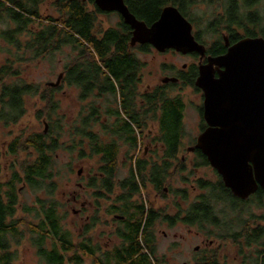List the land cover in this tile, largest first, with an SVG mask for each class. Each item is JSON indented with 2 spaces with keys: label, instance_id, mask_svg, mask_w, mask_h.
<instances>
[{
  "label": "trees",
  "instance_id": "1",
  "mask_svg": "<svg viewBox=\"0 0 264 264\" xmlns=\"http://www.w3.org/2000/svg\"><path fill=\"white\" fill-rule=\"evenodd\" d=\"M130 13L136 20L146 26L154 23L165 6H174L186 18V9L191 5L187 0H123ZM260 0H227L221 14L213 17L208 27L211 32L219 29L229 34L231 45L242 38L262 37L264 39V24L254 7ZM43 0H0V22L14 24L13 29L0 32L4 41L20 51L21 45L29 55L30 60L38 59L64 47H69L73 57L63 66L62 81L65 85L78 90L79 100H91L88 115L81 113L78 125H72L75 134L79 137V158L84 155L83 144L88 145L90 156L99 157L98 174L88 182V187L94 189L97 198H104L106 194L112 195L116 187L121 189L117 202L119 207L113 205L114 210L122 219L118 220L119 227L115 235L119 245L108 250L93 247L90 238L82 239L76 243L71 240L68 231L63 229L64 213L59 214L56 202L53 199L37 200L38 209L35 210L37 223L29 230L34 234V244L37 254L46 264H82V256L90 259V264H157L154 237L151 231L154 223L163 213L155 211L150 203L136 201L134 197L141 196L147 184L155 192L162 193L164 185L170 178V169L177 164L182 170L184 162L178 159L183 140V110L184 102L179 95L169 96V91L175 84H160L151 92L140 94L141 104H136L137 90L136 73L141 69V63L130 51L131 30L122 18L116 27L102 29L98 26L96 16L109 14L100 11L94 0L54 2L57 16L41 17L39 6ZM88 5L92 6L90 11ZM189 21V20H188ZM190 22V21H189ZM37 23L39 28L31 27ZM263 24V25H262ZM258 29V32H255ZM243 31V35L237 33ZM27 33V40H18L21 32ZM200 37V33H196ZM220 39V38H219ZM202 41V40H197ZM137 49L148 53L151 47L148 44L140 45ZM213 55L224 54L222 42H215L209 51ZM19 57L16 61H23ZM17 70L8 64L0 66V122L4 125L16 123L25 111L24 96L39 95V88L28 83H5V79L16 75ZM141 74V73H140ZM197 67L192 65L185 74L182 87H192L197 76ZM142 80H140L141 82ZM58 89V88H57ZM54 88H45L41 93V100L46 104L42 112L51 121V114L57 105L53 99ZM115 103V104H113ZM110 117H117L110 130L117 140L105 141L93 131L98 127L104 130L101 123V113L106 105ZM86 105V106H85ZM83 109L87 107V104ZM152 119L157 122L158 135L154 138L164 147L163 154L157 162L140 159L133 152H137L139 137L147 126L146 121ZM52 122V121H51ZM71 132V131H70ZM65 133L60 121L50 124L46 133H33L24 139L16 138L7 147V152L16 155L19 151L33 152L35 159L25 164L21 163L20 172L12 171L10 177L0 182V264H14V252L11 250L13 242L21 237L19 230L20 220L15 218L18 206V186L27 185L35 189H43L49 196H53L56 189L55 173L53 172V159L61 147V136ZM67 133V132H66ZM117 135V136H116ZM69 141L75 142L74 135L68 132ZM126 146L125 156L133 162L129 167L126 178L116 182L119 152ZM74 149V146L69 147ZM135 159V160H134ZM197 165L209 166L206 158L198 153ZM184 171V169H183ZM1 173V168H0ZM217 180L211 183L207 180L197 179L196 188L206 192L201 193L188 205L186 210L179 209L172 218H164L171 226L181 222L188 226H198L207 231L208 235H216V229L221 230L217 238L231 241L240 246L244 242L246 247L252 243L257 244L264 236V227L256 224L255 216L243 220L239 230L232 231L227 219L228 212L241 210L249 202L256 206L264 205V194L260 188L247 200L242 201L232 196L224 187L221 178L216 174ZM106 191V194H105ZM179 193L186 198L184 190ZM227 206L222 207L223 205ZM221 206L219 209L218 207ZM228 209V210H227ZM185 212L183 218H179ZM96 224L95 218L88 225L84 233ZM215 230V232H214ZM83 233V235H84ZM51 245L46 248L45 242ZM263 248V245H262ZM259 258L250 264H264V249L257 251ZM205 259H198L193 264H227L220 263L214 252Z\"/></svg>",
  "mask_w": 264,
  "mask_h": 264
},
{
  "label": "rangeland",
  "instance_id": "2",
  "mask_svg": "<svg viewBox=\"0 0 264 264\" xmlns=\"http://www.w3.org/2000/svg\"><path fill=\"white\" fill-rule=\"evenodd\" d=\"M189 1V0H187ZM227 0H190L191 5L186 9V18L191 22L194 33H200L202 43L206 46H211L217 42L225 30L211 32L208 25L212 22L213 17L221 14L224 9V4ZM90 11L92 6L88 5ZM258 15L262 18L264 24V0H260L254 7ZM41 17L52 16L56 17L57 12L53 7V0H43L39 6ZM118 15V14H117ZM116 13L98 14L96 16L97 24L102 29L116 27L119 22V17ZM262 24V25H263ZM14 24H5L0 22V31L2 29H12ZM37 30L39 26L34 23L31 27ZM258 32V29H255ZM239 35H243V31L238 30ZM19 37V36H18ZM22 42H25L26 35L20 37ZM133 54L141 63V89L147 86H155L161 84V79L174 76L173 69L181 68L183 65L197 62V59L190 55H182L176 52L158 53L151 48L150 52L142 53L137 49L133 50ZM19 57L24 58L23 61H16ZM73 57L69 47H64L60 52H55L52 55L30 60L28 53L17 52V49L7 45L0 37V66L10 64L14 70H17L16 75L5 79V83H28L38 86L39 95H25L24 106L25 111L21 118L16 123L4 125L0 122V182L6 181L13 170L20 172L22 162L27 164L35 159L33 152L30 154L25 151H19L16 155L7 152L8 145L16 138L24 139L33 133H46L49 125L55 121H60L63 126V135L60 142L61 147L56 150L53 159V172L55 173L56 189L53 196H49L43 189H35L24 184H20L18 188V206L15 213V218L20 220L19 230L21 232L20 239L12 243L11 250L14 252V264H46L45 261L38 256L33 238L34 234L29 232L33 229V225L37 223L35 210L38 208L37 200L53 199L56 202L58 213H64L65 217L62 221L63 229L68 231L71 240L76 243L82 239L90 238L93 247H100L103 250L110 249L113 246L119 245V240L115 237L114 231L119 227V222L114 215H119L117 212L109 213L114 208L110 206V199H100L95 196L94 189L88 187V182L92 177L97 176L99 157L90 156L87 144H83L84 155L88 157L79 158L80 149L79 137L74 135L72 125L75 122L77 112L83 107L80 104L78 90L75 87L67 86L63 83V66ZM60 76V77H59ZM59 77L57 87H52ZM171 83V82H168ZM176 83V82H175ZM172 82V84H175ZM45 88L57 89L53 93V99L57 105L54 112L51 114V121L46 118L42 112L45 102L41 100V93ZM179 95L184 102L183 110V130L184 137L178 159L184 155L186 162L180 170L177 164L170 169V178L167 179L162 193L155 192L151 185L147 184L141 192V196L134 197L136 201H145L150 203L155 211L164 213L169 216H174L179 209L186 210L187 206L193 202L198 195L206 193L196 188L195 181L197 179L207 180L214 183L217 180L216 171L210 166L197 165L199 159L187 153L186 148L193 143V140L198 135L199 116L197 108L200 105V94L192 87H182V84H175L169 91V96ZM86 106V105H85ZM81 111V110H80ZM79 111V112H80ZM82 112V111H81ZM78 125V121H76ZM157 122L149 120L147 126L143 130V135L148 138L140 141V149L133 152V155L142 157L143 148L157 132ZM71 131V132H70ZM67 132V133H66ZM68 132L74 135L75 142L69 141ZM151 132V134H148ZM153 138V137H152ZM74 146V149H69ZM126 146H122L119 152L118 167L116 171V181L126 178L129 174V167L133 162L125 156ZM149 154H155L158 159L157 150L148 148ZM189 159V160H188ZM132 163V164H131ZM184 169V171H183ZM80 171L78 175L77 172ZM97 173V174H96ZM218 175V174H217ZM179 190H184L186 198L179 193ZM118 194L117 189L115 190ZM76 197L75 203L73 198ZM118 200V199H117ZM114 202V205L119 207L121 204ZM226 207V204L222 206ZM219 209L221 206L218 207ZM228 210V209H227ZM185 215V212H183ZM182 216V215H181ZM255 216L256 224L264 227V205L256 206L253 202H249L241 208V210L228 212L227 219L224 222L229 223L232 231L239 230V225L243 220ZM95 218L96 224L86 234L85 228L91 224ZM206 232V235L204 234ZM215 232V230H214ZM216 235H207V231L203 230L200 233L198 226H188L178 222L173 227L168 228L164 220H157L152 228V234L155 238V256L157 264H193L200 259V255L207 251L205 250L203 241L212 240L215 248V253L220 252L222 260L227 264H250L259 256L257 251L264 249V236L257 244H251L246 247L244 242L240 246L234 245L231 242H221L217 236L220 231H216ZM84 233V235H83ZM166 234V236L164 235ZM203 234V235H202ZM50 241L45 242V247L49 248ZM263 245V248H262ZM95 247V248H96ZM197 248V250H195ZM209 249V248H208ZM82 264H90V259L82 256ZM72 264V263H67Z\"/></svg>",
  "mask_w": 264,
  "mask_h": 264
},
{
  "label": "water",
  "instance_id": "3",
  "mask_svg": "<svg viewBox=\"0 0 264 264\" xmlns=\"http://www.w3.org/2000/svg\"><path fill=\"white\" fill-rule=\"evenodd\" d=\"M94 4L120 15L132 31L130 46L148 44L158 53L174 50L204 57L205 48L194 40L192 24L174 6H165L148 27L135 19L123 0ZM224 41L226 52L207 57L198 67L194 85L203 95L206 128L192 150L201 152L232 196L245 201L258 188L264 194V39L246 37L232 45ZM59 77L50 86H57ZM168 82L177 79L161 80Z\"/></svg>",
  "mask_w": 264,
  "mask_h": 264
},
{
  "label": "flooded vegetation",
  "instance_id": "4",
  "mask_svg": "<svg viewBox=\"0 0 264 264\" xmlns=\"http://www.w3.org/2000/svg\"><path fill=\"white\" fill-rule=\"evenodd\" d=\"M58 1H60V0H53V5H54V2H58ZM66 1H68V0H66ZM95 5V4H94ZM96 6V5H95ZM54 7V6H53ZM97 7V6H96ZM98 8V7H97ZM93 9V8H92ZM99 9V8H98ZM100 10V9H99ZM101 11V10H100ZM102 12H104V11H102ZM104 13H110V12H104ZM113 13H115V12H113ZM119 17H120V15H118ZM187 19V18H186ZM188 20V19H187ZM9 23H11V22H9ZM191 23V22H190ZM12 24V23H11ZM13 29V28H12ZM2 30H5V29H2ZM1 30V31H2ZM131 30V29H130ZM0 31V32H1ZM131 33H132V31H131ZM22 35H26V40H27V33L26 32H21V34L19 35V37H18V40H20V37H22ZM192 35H193V37H194V40H201V38L200 37H196V33H194L193 32V26H192ZM131 38H132V36H131ZM131 38H130V40H131ZM2 40H4L3 38H1ZM224 39H226V43L228 44V45H231V42H230V40H229V34L226 32L225 34H223L222 36H221V39H218V41L219 42H222L223 44H224V48H225V52H226V47H225V41H224ZM197 43H199L200 45H202V46H204V48H205V54H204V57L203 58H200V56L198 55V54H196V53H191V54H186V55H190V56H192V58H194V59H197V62H193L192 64H189V65H187V64H185V65H183L181 68H176V69H173L172 71L174 72V76H172L171 78H176L177 79V82L175 83V84H181L184 80H185V74H186V72H187V70H188V68L190 67V66H192V65H195L196 67H197V72H198V67H199V65H201V64H205L206 63V58L207 57H214V56H218V55H213V54H210L208 51H209V49H210V47L211 46H206V45H204L203 43H202V41H197ZM214 44V43H213ZM212 44V45H213ZM8 45V44H7ZM10 46V45H9ZM140 46V44H138V43H136L134 46H130L129 45V47H130V51L133 53V50L134 49H137V47H139ZM151 47V46H150ZM152 48V47H151ZM138 50V49H137ZM139 51V50H138ZM17 52H25V49H24V47H23V44L21 45V48H20V51H18L17 50ZM166 53L167 52H175L174 50H166L165 51ZM164 52V53H165ZM224 52V53H225ZM177 53V52H176ZM181 54V53H180ZM183 55V54H182ZM197 76H198V74H197ZM197 76H196V78H197ZM136 82H138L137 83V86H136V90H137V96H136V104L138 105V107L140 106V104H141V98H140V94L142 93V92H151V91H153L154 89H155V87H157L158 85H160V84H158V85H155V86H153V87H151V86H147L145 89H141V82H140V80H141V74H140V71L139 72H137L136 73ZM163 79V78H162ZM161 79V80H162ZM184 79V80H183ZM161 82V81H160ZM161 84H168V83H161ZM58 86V85H57ZM57 86H55V87H57ZM197 89V88H196ZM198 90V92H199V94H200V105L198 106V108H197V112H198V116H199V126H198V130H199V132H198V135L199 134H201L202 133V131L206 128V125H205V123H204V121H203V95H202V92H201V90H199V89H197ZM24 98V97H23ZM84 102H82V101H80V104L82 105ZM85 104H87V107H85V109H83V107L77 112V116H76V118H75V122H74V124H73V126L74 125H76V121H78V123H79V116H80V114L81 113H85L86 115H88V113H89V111H90V105H91V100L90 101H88V102H86ZM85 104H83V106L85 105ZM113 104H115V103H113ZM106 106H108L106 109H105V106H104V108H103V110H102V113H101V123H102V125L104 126V130H102V131H100V129L98 128V127H95V128H93V131H95L97 134H99L100 136H101V139H103V140H105V141H109V140H111V139H113V140H117V138L118 137H115V136H113V135H111L112 133H110V130L112 129V125H113V123L115 122V121H117L118 119H117V117H110V114H109V112H108V109L109 108H112V109H115V107H114V105H106ZM149 120H152V119H149ZM148 120V121H149ZM148 121H146V123L148 122ZM77 126V125H76ZM75 131V130H74ZM76 132H74V135L75 136H77L76 134H75ZM183 133H184V131H183ZM148 134H151V132H149ZM158 135V133L155 131L154 133H153V136L152 137H156ZM197 135V136H198ZM117 136V135H116ZM78 137V136H77ZM146 137V138H145ZM150 138V139H148V141L146 142V144H145V146H144V148H143V154H142V157H139L140 159H144V160H149V162H152V163H155V162H157V160L158 159H156L155 158V154L154 153H152L151 155L149 154V151H148V148H152V150H157V151H159L160 153L158 154V156L160 157V155L161 154H163V152H164V147H163V145L161 144V143H159V142H157L154 138ZM183 137H184V135H183ZM138 138H139V146H138V149H137V151L140 149V141H141V136L139 137V134H138ZM144 138L145 139H147L148 137L145 135H142V140H144ZM196 138L197 137H195L194 138V140H193V143L190 145V146H188L187 148H186V151H187V153L188 154H190L191 156H193V157H196L197 159H198V153H200L201 154V152H199L197 149H193L192 150V148L194 147V145H195V142H196ZM180 152V151H179ZM138 155H139V153H138ZM137 155V156H138ZM136 156V155H135ZM186 157L184 156V155H181V157H180V161L181 162H186V159H185ZM135 160V159H134ZM189 160V159H188ZM77 174L79 175L80 174V171H78L77 172ZM116 182H119V180H117ZM117 189V192H118V194L116 195V192H115V190ZM105 194H106V191H105ZM121 194V189L119 188V187H116L115 186V188H114V190H113V193H112V195H108V194H106L105 196H104V198H102L103 200H106V199H110L111 197H112V199L110 200V202H111V204H110V206L112 207L113 205H114V202L118 199V197H119V195ZM73 200H74V202L76 203L77 202V199H76V197H74L73 198ZM187 208H188V206H187ZM176 215V214H175ZM174 215V216H175ZM174 216H169V215H166V214H162V215H160V217L161 218H159L160 220H164V218L166 217V218H172V217H174ZM115 219H117V220H121L122 219V217L120 216V215H114L113 216ZM184 217V215H183V213H182V216H180L179 218H183ZM166 222V226L168 227V228H171V227H173V226H171L167 221H165ZM156 223V222H155ZM154 223V224H155ZM178 222H176L175 224H177ZM183 224V223H182ZM154 226V225H153ZM118 228V227H117ZM117 228H116V230H117ZM152 228L153 227H151V231H152ZM116 230L114 231V233L116 232ZM204 229H200V233H202V231H203ZM216 231H220L221 232V230L219 229V228H217L216 229ZM205 235H206V232L204 233ZM165 236H166V234H164ZM203 235V234H202ZM208 235V234H207ZM115 237H117L116 235H115ZM118 239V238H117ZM119 240V239H118ZM219 240H221V239H219L218 238V240H215L216 241V243H217V241H219ZM228 240H226V241H221V242H227ZM206 242H207V246H204V248L205 247H208V248H205V250H207V251H204L201 255H200V260L201 259H205L206 257H208V256H210V255H212L211 253L212 252H214V256H216V258H217V260L220 262V263H227V262H225L224 260H222V257H221V254H220V252H216L215 253V248H212V249H210L212 246H213V241L212 240H209V241H203V244H206ZM228 242H231V241H228ZM232 243V242H231ZM232 244H234V243H232ZM234 245H237V244H234ZM153 246H154V249H155V238H154V243H153ZM114 247V246H113ZM111 249V248H110ZM106 250H108V249H106ZM195 250H197V248H195ZM154 251H156V250H154ZM154 255H155V253H154ZM183 264H185V263H183Z\"/></svg>",
  "mask_w": 264,
  "mask_h": 264
}]
</instances>
